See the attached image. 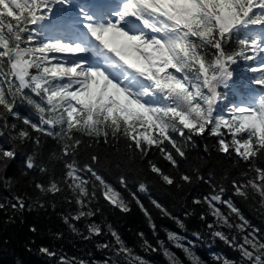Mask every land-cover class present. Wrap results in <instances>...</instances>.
I'll use <instances>...</instances> for the list:
<instances>
[{
	"label": "snow or ice",
	"instance_id": "1",
	"mask_svg": "<svg viewBox=\"0 0 264 264\" xmlns=\"http://www.w3.org/2000/svg\"><path fill=\"white\" fill-rule=\"evenodd\" d=\"M248 207L264 220V0H0V227L62 222L44 244L34 220L25 252L264 264ZM137 209L133 245L112 218Z\"/></svg>",
	"mask_w": 264,
	"mask_h": 264
},
{
	"label": "trees",
	"instance_id": "2",
	"mask_svg": "<svg viewBox=\"0 0 264 264\" xmlns=\"http://www.w3.org/2000/svg\"><path fill=\"white\" fill-rule=\"evenodd\" d=\"M245 210L253 222L258 226L264 224V220H262L261 217L250 207ZM112 219L118 224L120 230L130 244H136V237L134 235L136 232L142 230L150 234V229L146 223V217L139 209H137L134 213L126 214L123 217L113 216ZM34 220L40 223L41 228L44 229L45 232L44 235L38 237V242L44 244L54 243L51 234L47 232V227L51 226L55 229L61 226L62 222L60 221L58 215L50 212L47 216L37 217L35 214L29 213L26 220L21 222L18 226L9 227L6 230L3 227H0V241H2L5 237L11 238V243L7 246L0 243V264H15V259L18 255H23L24 259L27 260L29 264H48L47 258L41 256L37 252L33 251L32 253H27L24 251V244L31 236L28 231V227ZM160 222L164 227H177L173 222L167 219ZM197 223L198 222L195 221L192 222V227L195 228ZM0 224H2V218H0ZM58 246L63 247L70 255L83 256L89 251H91L97 259H100L103 255L100 250L95 248L94 244H90L87 241H82L75 237L64 240L63 243ZM212 247H214L217 251L229 253L231 251L223 244L222 241H216ZM137 250L141 251L139 248H137ZM199 251L206 259H212L209 254V250L206 247H202ZM157 264H159V261H157Z\"/></svg>",
	"mask_w": 264,
	"mask_h": 264
}]
</instances>
